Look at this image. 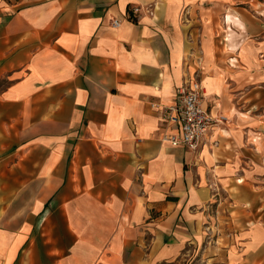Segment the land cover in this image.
<instances>
[{"label": "crops", "instance_id": "obj_1", "mask_svg": "<svg viewBox=\"0 0 264 264\" xmlns=\"http://www.w3.org/2000/svg\"><path fill=\"white\" fill-rule=\"evenodd\" d=\"M251 32L264 0H0V264H264ZM195 75L226 121L192 151L159 108Z\"/></svg>", "mask_w": 264, "mask_h": 264}, {"label": "built area", "instance_id": "obj_2", "mask_svg": "<svg viewBox=\"0 0 264 264\" xmlns=\"http://www.w3.org/2000/svg\"><path fill=\"white\" fill-rule=\"evenodd\" d=\"M112 24L116 26L118 21L113 20ZM205 102V88L200 75L186 79L177 88L175 101L159 108L161 120L172 129L163 134L162 140L171 146L182 145L192 151L198 150L208 130L224 119L222 116H213ZM151 106L157 107L156 104Z\"/></svg>", "mask_w": 264, "mask_h": 264}, {"label": "rangeland", "instance_id": "obj_3", "mask_svg": "<svg viewBox=\"0 0 264 264\" xmlns=\"http://www.w3.org/2000/svg\"><path fill=\"white\" fill-rule=\"evenodd\" d=\"M234 3H235L234 1L231 2V4ZM247 14L249 13L247 12ZM224 20H226L229 29V30L227 29L226 31L227 33L225 34L224 38L226 41H229L231 37V30H230L231 24H235L237 27L243 29V22L239 18H237L235 14L232 13H226ZM221 27L222 26H220L219 29ZM263 36L264 35H261L260 33L255 35L253 32H251L249 33V35L245 36L246 38L245 40L248 42H252V44H248L247 47L251 48L253 52L255 50V52L257 53V56L254 57L252 63L253 65L257 64V92H249L247 98L252 100L257 99V106L259 107L261 106L264 108V38ZM256 44H257V49L255 47ZM238 47H239L238 43H233V42H230L229 45H227V48L230 51H238L240 57L244 58L246 54V50L244 49L243 46H240L239 49ZM253 47L255 49H253ZM237 68L245 69V66L238 65ZM249 69H253V66L248 68V70ZM253 78H254L253 76L249 77V79H253ZM202 83L204 85L205 95H206L207 90L210 86L206 77L202 78ZM216 116H221V115H216ZM222 117L224 118V116ZM224 121L226 120L223 119L222 123H219L218 125L223 124ZM261 163H264V161H262ZM261 180L264 181L263 179ZM259 185L261 187V190H263L262 186L264 187V185L263 184H259ZM257 211H259V214L257 215V220H260L261 222L264 223V202L261 204L259 208H257ZM225 222L224 224H227V222L226 223ZM226 233H229L230 235L233 234L231 230H227ZM225 259L226 258L221 248H202V250L200 248L198 250L196 249L190 253H187L182 261L183 264H226Z\"/></svg>", "mask_w": 264, "mask_h": 264}, {"label": "bare ground", "instance_id": "obj_4", "mask_svg": "<svg viewBox=\"0 0 264 264\" xmlns=\"http://www.w3.org/2000/svg\"><path fill=\"white\" fill-rule=\"evenodd\" d=\"M203 84V83H202ZM204 86V85H203Z\"/></svg>", "mask_w": 264, "mask_h": 264}]
</instances>
